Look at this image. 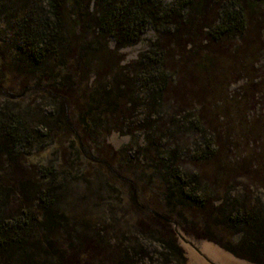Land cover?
<instances>
[{
    "label": "trees",
    "instance_id": "1",
    "mask_svg": "<svg viewBox=\"0 0 264 264\" xmlns=\"http://www.w3.org/2000/svg\"><path fill=\"white\" fill-rule=\"evenodd\" d=\"M43 2L45 15L36 18L32 8L37 7L35 0H0V53L7 49V55H1L4 66L23 81L41 70L51 80L46 93L59 102L52 126L35 136L17 110L0 108V264H78L75 255L72 259L67 255L73 239L65 236L67 218L58 209L57 191L61 185L56 184L57 173L31 157L40 150L36 145L38 136L44 135L60 145L73 136L78 138L76 128L66 118L65 100L78 101V125L82 128L105 120L122 102H133L120 92L121 81L128 75L118 70L119 50L140 43L149 27L161 35V41L122 68L134 69L140 92H162L166 87L163 80H167L164 69L172 51H183L185 57L196 59L190 71L206 81L208 76L202 77L203 72L212 76V66L227 72L230 62L243 58L250 65L264 33V0H177L169 5L161 0ZM18 3L22 11H18ZM28 7L31 9L24 14ZM236 40L241 47L236 45L229 59L222 55L223 65L218 62L219 50H212L213 54L206 48ZM59 68L65 75H54ZM100 69L108 77L100 81L101 90L99 87L90 93L89 79ZM74 80L82 83L75 91L70 83ZM110 80L115 89L108 90L106 81ZM231 99L232 106L223 108V114L240 112L242 98ZM203 119L206 120L204 116ZM250 125L252 131L260 133L264 118L256 117ZM110 130L120 129L114 125ZM213 140L204 142L205 150L199 156L193 153L199 161L208 160L214 166L211 192L198 175L182 171L175 151L165 155L154 146L144 151V173L152 179L157 194L150 193L142 204L136 193H131L132 219L136 223L132 222L130 231L121 232L120 219L113 217L110 225L104 224L102 230L94 232L92 260L83 264H187L175 227L195 239L213 243L239 260L264 264V206L258 196L249 197L244 189L239 199L227 194L233 169L223 167L225 157H219L223 147L213 149ZM245 170L241 167L239 173ZM251 201L255 205H250ZM108 214L111 218L116 213ZM109 232H121L120 237L111 243L104 239Z\"/></svg>",
    "mask_w": 264,
    "mask_h": 264
},
{
    "label": "rangeland",
    "instance_id": "2",
    "mask_svg": "<svg viewBox=\"0 0 264 264\" xmlns=\"http://www.w3.org/2000/svg\"><path fill=\"white\" fill-rule=\"evenodd\" d=\"M35 1L37 7L32 6L35 9L34 16L41 18L46 12L45 2ZM161 1L164 5H169L177 0ZM18 4V11H22L23 6ZM29 9L31 7L24 14ZM161 39L162 36L149 27L140 43L123 48L117 53L120 61L118 70L128 75L121 81L120 92L132 98L133 102H122L105 120L97 124L90 122L82 128L78 125V101L75 98L70 103L65 100L68 106L66 118L76 128L78 138L73 136L61 145L44 135L36 139L40 150L33 151L35 153L31 159L54 168L57 173L56 184L61 185L58 193L55 192L58 195V209L67 218L64 223L67 225L65 236L73 239L67 255L69 259L75 255L78 264L92 260V248L95 249L94 232L102 230L104 224L110 225L113 217L120 219L123 227L121 232L131 230L130 226L136 223L132 219L134 208L131 193L135 192L137 200L142 204L150 198V193L157 194L152 179L144 173L146 163L143 152L153 149L152 146L165 155L170 150L175 151L182 171L188 175H198L205 189L211 192L209 182L214 166L208 160L203 162L196 158L205 150L204 142L214 139L213 149L223 147L222 156H219L225 157L223 167L233 169L227 194L239 199V193L244 189L249 197L258 196L264 206V130L260 133L252 131L250 125L254 118H264V33L260 38L259 52L249 62L250 65H247L248 59L243 58L244 60L230 62L227 72L212 66V76L207 74L209 72H203L202 77L209 78L206 81L202 78L199 80L190 71L197 64L196 59L185 57L183 51L177 52L170 46L174 53L168 58L164 69L167 80L163 81L166 87L162 92L157 89H143L140 92L141 86L135 82L137 78L134 69L131 67L128 70L122 66L134 63L140 54ZM236 45L241 47L236 40L206 48L214 52L219 50L218 62L221 63L222 55L229 59L233 49L236 50ZM204 46L203 44V48ZM110 48H113V43H110ZM189 48L190 46L187 47ZM6 51L7 49L0 53V108L17 110L19 117L29 123L33 136L36 132L46 133L59 113L58 100L46 93L51 80L41 70L34 72V76L28 81H23L15 72H8L9 67H5L1 59V55H7ZM62 70L59 68L54 75H65ZM105 74L100 69L98 75L91 76L87 86L90 93L99 89L102 85L100 81L108 77ZM215 76L216 78H212ZM70 83L74 91L78 90L77 84H82L80 81L75 83V80ZM106 85L108 90L116 88V85H111V80L106 81ZM150 95L156 96L157 100L151 99ZM238 97L242 98L240 112L223 114V108L232 106L231 98ZM198 119L200 122L196 124ZM114 125L120 130L111 131ZM195 151L197 156L193 154ZM241 167L246 169L244 173H239ZM250 205L255 204L251 201ZM108 213L116 214L110 218ZM124 214H127L126 218ZM124 219L128 220L125 224L121 221ZM175 229L187 264L208 263L181 237L193 243L201 253L217 264H250L233 257L211 242L186 235L178 227ZM121 232H109L104 239L113 243Z\"/></svg>",
    "mask_w": 264,
    "mask_h": 264
},
{
    "label": "water",
    "instance_id": "3",
    "mask_svg": "<svg viewBox=\"0 0 264 264\" xmlns=\"http://www.w3.org/2000/svg\"><path fill=\"white\" fill-rule=\"evenodd\" d=\"M181 237V236H180ZM181 239H183L186 243H188L193 249H195L199 255H201V257L208 263V264H217L215 262H213L210 258L207 257V255L201 253L194 245L193 243H191L190 241L185 240L183 237H181Z\"/></svg>",
    "mask_w": 264,
    "mask_h": 264
}]
</instances>
